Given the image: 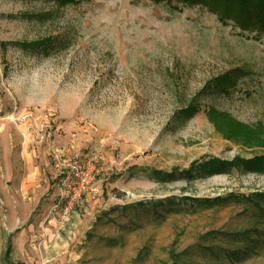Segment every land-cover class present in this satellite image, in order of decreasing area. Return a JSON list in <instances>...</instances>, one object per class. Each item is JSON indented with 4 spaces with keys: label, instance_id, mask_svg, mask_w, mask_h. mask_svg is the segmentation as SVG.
Segmentation results:
<instances>
[{
    "label": "rangeland",
    "instance_id": "374dc122",
    "mask_svg": "<svg viewBox=\"0 0 264 264\" xmlns=\"http://www.w3.org/2000/svg\"><path fill=\"white\" fill-rule=\"evenodd\" d=\"M53 150L97 153L100 194L76 205V234L72 217L36 254L13 248L19 264H264V233L242 258L220 251L264 231L241 197L264 193V172L151 177L264 157V34L176 2L0 0V264L14 241L4 210L44 218L57 197Z\"/></svg>",
    "mask_w": 264,
    "mask_h": 264
},
{
    "label": "trees",
    "instance_id": "16d2710c",
    "mask_svg": "<svg viewBox=\"0 0 264 264\" xmlns=\"http://www.w3.org/2000/svg\"><path fill=\"white\" fill-rule=\"evenodd\" d=\"M68 1V0H62ZM72 1V0H69ZM156 4H160L162 2L171 3H182L188 6H201L207 8L208 10L215 13L220 21L225 24L232 23L234 26L244 30V31H251L256 32L258 37L264 34V0H151ZM232 76H221L214 80L215 88L225 87L228 84H233L236 81L238 76H241L242 73L238 74L239 72H231ZM228 88V87H227ZM226 88V89H227ZM225 89V90H226ZM198 111L197 108L190 109V114H194ZM218 160H213L210 163L202 164V165H193L191 169L188 170H173L171 172L165 171H151V177L158 181V182H174L175 180L182 178L186 180H190L196 176L202 177H210L219 173L228 172V167H237L242 172H264V157H255L251 159H244V160H236L235 162L231 163L230 165H219L217 162ZM248 202H250L256 209V215L260 220L264 221V193H256L251 194L248 196H241ZM236 200H240L238 196L235 195ZM223 200L222 198L216 199H207V202L213 201H220ZM155 210V208L153 209ZM258 230V235L256 238L250 237L246 234H236L235 240H239V238H244L243 240L248 245L247 249H240L238 251L235 250H220L223 252V257L225 258H232L240 256H246L249 253V248L251 247H258L260 246L263 241L261 240V235L264 231L261 232V229ZM203 254L209 257H216L218 256L217 247H209L203 250ZM11 252V247L7 249L6 255V262L8 264H13L10 261L9 253ZM207 252V253H206ZM176 258H179L177 255ZM181 257V255H180ZM173 264H179L177 262Z\"/></svg>",
    "mask_w": 264,
    "mask_h": 264
},
{
    "label": "built area",
    "instance_id": "2783aa9c",
    "mask_svg": "<svg viewBox=\"0 0 264 264\" xmlns=\"http://www.w3.org/2000/svg\"><path fill=\"white\" fill-rule=\"evenodd\" d=\"M52 153L60 171L59 189L42 224L44 228L50 223L62 228L71 220L76 205L83 198L94 199L99 196L100 189L96 184V178L100 156L94 153L84 159H68L58 151L53 150ZM43 234L42 239H46L45 229H43Z\"/></svg>",
    "mask_w": 264,
    "mask_h": 264
},
{
    "label": "crops",
    "instance_id": "0c3cea01",
    "mask_svg": "<svg viewBox=\"0 0 264 264\" xmlns=\"http://www.w3.org/2000/svg\"><path fill=\"white\" fill-rule=\"evenodd\" d=\"M24 187L25 185H23V188ZM36 208H37V205H35V207L30 206L29 210H31V212L29 211V215L25 217H22L21 215V212L23 210H28V208L25 207L24 205L18 204L16 209L11 208L10 214H7V210H4V212H6L5 214L2 215V218L4 220V230H6L9 233H14V241L13 242L10 241L6 248L5 262H6L7 249L9 247H11L9 258H10L11 263L13 264H19L18 262L12 259L13 248L19 249L21 251V256H24V257L27 254L29 255L30 253L36 254L37 244L43 238V235H44L43 229H45L46 231L48 240H52L53 237H55V233H52V229H51V225L53 223L48 224L47 227L44 228L42 224L43 216L36 217V215H33V211H35ZM15 212H18L20 216L16 217ZM76 218H74L73 216L72 218L73 221H71L68 225H66L67 228L64 227L63 229H61V230H64L66 228L65 232L67 233L68 237H71V235L76 234V231L77 232L79 231L78 228L80 224H77Z\"/></svg>",
    "mask_w": 264,
    "mask_h": 264
}]
</instances>
